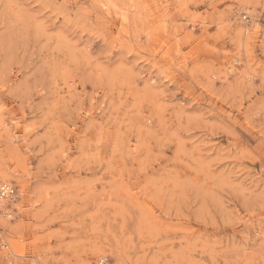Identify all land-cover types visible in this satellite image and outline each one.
I'll use <instances>...</instances> for the list:
<instances>
[{"label": "rangeland", "instance_id": "rangeland-1", "mask_svg": "<svg viewBox=\"0 0 264 264\" xmlns=\"http://www.w3.org/2000/svg\"><path fill=\"white\" fill-rule=\"evenodd\" d=\"M1 182L0 264H264V0H0Z\"/></svg>", "mask_w": 264, "mask_h": 264}, {"label": "built area", "instance_id": "built-area-1", "mask_svg": "<svg viewBox=\"0 0 264 264\" xmlns=\"http://www.w3.org/2000/svg\"><path fill=\"white\" fill-rule=\"evenodd\" d=\"M14 193L15 188L10 183H6L0 186V200L10 197Z\"/></svg>", "mask_w": 264, "mask_h": 264}, {"label": "bare ground", "instance_id": "bare-ground-1", "mask_svg": "<svg viewBox=\"0 0 264 264\" xmlns=\"http://www.w3.org/2000/svg\"><path fill=\"white\" fill-rule=\"evenodd\" d=\"M3 176V175H2ZM3 178V177H2ZM4 178H6V177H4ZM6 180V179H5ZM7 182H1L0 183V186L1 185H4V184H6ZM3 204H5V201L3 200H0V206H2ZM102 247V246H101ZM73 251V250H72ZM71 251V252H72ZM13 254V253H12ZM69 257V256H68ZM72 258H67L66 259V262L65 263H67V264H69L68 262L71 260ZM104 262V258H101L98 262H97V264H102ZM72 264H74V263H72ZM75 264H81V262H80V259H79V257H77V263H75Z\"/></svg>", "mask_w": 264, "mask_h": 264}]
</instances>
